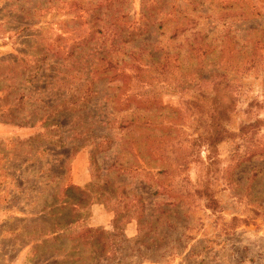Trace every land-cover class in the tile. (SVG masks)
<instances>
[{
  "label": "rangeland",
  "instance_id": "1",
  "mask_svg": "<svg viewBox=\"0 0 264 264\" xmlns=\"http://www.w3.org/2000/svg\"><path fill=\"white\" fill-rule=\"evenodd\" d=\"M241 8L254 10L253 21L264 19V0H0V264H53L51 256L61 253L51 249L55 243L32 248L34 232L52 221L31 213L66 184L88 193L77 211L65 210V221L79 218L71 230L117 236L115 252L94 264H264V57L258 69L230 73L236 100L226 125L233 134L213 151L197 139L205 130L200 114L182 103L197 92L187 82L179 86L176 63L164 67L166 51L181 50L188 61L195 37L243 29ZM138 100L144 126L122 127L135 118ZM154 128L175 137L189 160L176 167L165 154L173 170L159 177L163 192L152 198L159 222L140 233V207L130 201L140 178L107 167L116 145L156 140ZM173 137L160 141L171 148ZM133 163L123 150L118 164ZM7 168L19 170L25 191H13ZM206 187L216 205L204 197ZM71 196L84 197L77 190Z\"/></svg>",
  "mask_w": 264,
  "mask_h": 264
},
{
  "label": "trees",
  "instance_id": "2",
  "mask_svg": "<svg viewBox=\"0 0 264 264\" xmlns=\"http://www.w3.org/2000/svg\"><path fill=\"white\" fill-rule=\"evenodd\" d=\"M245 8V7H244ZM244 8L242 9L241 15H246L244 19L246 21L243 23L244 27L227 29L224 34L214 36L215 31H210V39L208 35H201L195 37L191 43V48L188 50V61L184 52L181 50L169 52L164 51L165 55V66H171V63H176L172 65L173 68H176V73L180 75L179 86L187 82L189 90H194L197 92V96L192 94L191 98L182 99V103L186 105V110H192L200 114V125L205 128V130L200 133V136L197 139H201L207 144L209 148H212L211 151L227 137L231 136L233 132L227 127L226 122L230 118L231 112L235 108L236 94L233 92L232 82L236 77L229 78L230 73L232 72H241L245 71L248 73L251 69H258V62L264 57V19L259 21H253L252 16L254 15L253 11L245 13ZM226 26L225 22L223 23ZM178 32L174 33L173 38L177 36ZM110 69H115L116 65L113 62L109 64ZM140 67V66H139ZM141 69H144L140 67ZM146 70V69H145ZM206 70H211L209 77L203 76V72ZM222 70V71H221ZM175 74L172 72V75ZM92 77L89 78L91 81ZM181 87V86H180ZM129 97V96H128ZM138 104L135 106V110H132V115L135 116L129 123L125 124L124 128H129L130 130H135L133 127H143L144 123L141 121V116L135 115V112H138L139 109H142V101H136ZM182 104L180 108L175 109L177 112H180L185 106ZM130 109V105H127L124 108H119V111H126ZM245 127V126H244ZM143 129V128H142ZM161 133V135L156 137V140L150 139L147 136L143 144H139L136 140H128L127 145L115 146L116 159L107 167V171L114 170L116 171L119 177L132 176L134 178H140L135 185V189L132 190L134 194L130 201L133 206L140 207L135 214V218L138 220L140 233L143 231L144 227L149 224L153 228L159 222V218L155 216L153 208L155 207L156 202L152 199L157 194L163 192L160 190L157 185L159 184V177L166 174L169 176L172 174V168H167L165 164L166 157L168 159L176 160V167L186 165V162L189 159H186L185 156H182V147L175 146L180 142L175 140L176 138L168 134V132L163 129H152ZM174 130H177L174 128ZM204 133V134H203ZM163 137H173L174 144L171 148L162 144L163 142L160 139L165 140ZM159 138V141L157 140ZM109 148H112V145H107ZM99 147V145H98ZM180 147V149H178ZM103 148H107L104 146ZM126 148V149H125ZM123 150H128L133 155L135 162L130 166H123L118 164V157ZM173 156H169L168 154ZM192 153L188 157H191ZM214 158L210 154V159ZM186 159V160H185ZM156 161V163H154ZM214 160H212L213 162ZM185 162V163H184ZM118 164V165H117ZM50 165V163H48ZM26 166L23 164L21 167ZM120 166V167H119ZM5 175H9L13 181L12 185L18 190V192L25 191L23 185V179L20 177L19 170L16 169V173L10 174L9 168L4 171ZM21 178V179H20ZM21 181V182H20ZM120 185L124 184L123 179L119 181ZM163 189L168 190V197L174 196L175 188L171 184H162ZM9 187V186H8ZM27 188L26 190H28ZM144 191H143V190ZM77 190L84 197H80L73 202L72 200L77 197H72V191ZM9 191V190H8ZM6 191L5 201L9 203L8 197L10 198L11 194ZM141 191V192H138ZM205 196L210 204H217V200L213 196L212 192L206 187L203 190ZM143 195H148L146 198H143ZM55 198L50 201L47 200V203L44 206V210L34 211L32 216L35 217L36 221H40L39 216L42 218L41 222L52 221V226L49 225V228L39 229L34 232L37 233L32 240L33 250L41 248L40 244H49L55 243L54 247L51 249H56L59 252H55L51 257L53 259V264H94L96 261L102 259L103 257L108 256L112 251H114L117 246V236L116 234H111L106 232L104 229H94L89 227L80 228L79 232L76 230H71L74 225L79 222V218L70 217V220L65 221V210L69 209L72 212L77 211L88 197V193L85 192L82 188L74 186V184H66V186L58 189L54 192ZM129 195L126 193L122 194V198H128ZM31 202V198H27ZM104 203V202H103ZM173 203V202H172ZM73 205V206H72ZM72 207V208H71ZM71 212V213H72ZM123 214V211L117 213L115 217V228L117 229L116 222L119 219V216ZM60 219L62 224L57 221ZM156 224V225H154ZM71 235L67 238L64 233ZM94 236H101V238L95 241H90L89 239ZM78 238H81L79 240ZM99 242V243H98ZM114 246V247H113ZM95 251L92 252V250ZM115 252V251H114ZM103 253V254H101ZM98 255V258L95 256ZM38 259H43L42 256H38Z\"/></svg>",
  "mask_w": 264,
  "mask_h": 264
}]
</instances>
